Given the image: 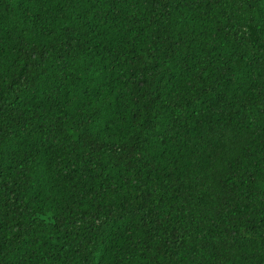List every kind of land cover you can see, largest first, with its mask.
I'll return each mask as SVG.
<instances>
[{
  "label": "trees",
  "instance_id": "obj_1",
  "mask_svg": "<svg viewBox=\"0 0 264 264\" xmlns=\"http://www.w3.org/2000/svg\"><path fill=\"white\" fill-rule=\"evenodd\" d=\"M0 264H264V0H0Z\"/></svg>",
  "mask_w": 264,
  "mask_h": 264
}]
</instances>
